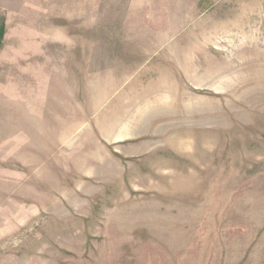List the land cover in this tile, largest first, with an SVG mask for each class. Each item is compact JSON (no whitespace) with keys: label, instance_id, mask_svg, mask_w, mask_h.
Instances as JSON below:
<instances>
[{"label":"rangeland","instance_id":"rangeland-1","mask_svg":"<svg viewBox=\"0 0 264 264\" xmlns=\"http://www.w3.org/2000/svg\"><path fill=\"white\" fill-rule=\"evenodd\" d=\"M0 23V264H264V0Z\"/></svg>","mask_w":264,"mask_h":264},{"label":"trees","instance_id":"trees-1","mask_svg":"<svg viewBox=\"0 0 264 264\" xmlns=\"http://www.w3.org/2000/svg\"><path fill=\"white\" fill-rule=\"evenodd\" d=\"M4 34H5L4 25L0 23V46L2 45Z\"/></svg>","mask_w":264,"mask_h":264}]
</instances>
